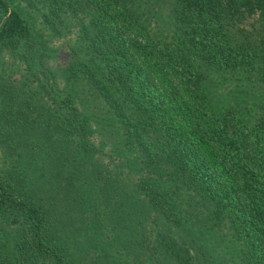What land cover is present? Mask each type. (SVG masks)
Masks as SVG:
<instances>
[{"label":"trees","instance_id":"obj_1","mask_svg":"<svg viewBox=\"0 0 264 264\" xmlns=\"http://www.w3.org/2000/svg\"><path fill=\"white\" fill-rule=\"evenodd\" d=\"M28 5L40 28L0 0V55L22 63L0 64V264H264V112L240 109L264 93L218 106L200 85L238 57L264 83V0ZM50 33L72 37L57 81Z\"/></svg>","mask_w":264,"mask_h":264},{"label":"rangeland","instance_id":"obj_2","mask_svg":"<svg viewBox=\"0 0 264 264\" xmlns=\"http://www.w3.org/2000/svg\"><path fill=\"white\" fill-rule=\"evenodd\" d=\"M13 2L23 7V9L27 11V13H29L31 17H33L29 18V20L35 28H40L41 23L38 21V19H35V16H37V14L33 6H26V0H13ZM147 27L149 29V32L153 36L157 35L158 37H168L172 33L171 24L169 22L164 19L163 22L158 25L157 19L154 16L149 19ZM42 30L43 32L48 31L46 29ZM53 33H50L47 36L48 38L45 39L47 55L44 56V62L52 69L57 81L60 79V69L64 66L67 57V38L68 36L71 37V35L62 36V34ZM0 64L6 66L7 69H5V71L12 73L11 77H18V71L21 69L22 63L18 59L16 54L9 53L0 55ZM200 68L202 71L206 70L202 66ZM245 76H249L250 79H246ZM232 77H234L235 79L233 80ZM259 81L260 79L258 74L251 69L250 65L247 62L243 61L241 57H238V64L235 63L234 66H229L228 69L223 68L220 72L208 70V73L200 82V85L203 86L204 90L208 91L206 96L209 98V102L215 105H217L216 103H218L219 106L223 102L218 98H223V101H225V99L229 97L233 98V100L236 101V93L238 89L241 90L247 87L249 89L252 88L254 90H262L264 93V83ZM230 84H232L233 86L229 87ZM247 101L248 102L246 104L240 106V109L247 108L249 109V111H252L256 114H263V110H259L256 107H251L250 98H247ZM68 211L69 217L76 224H80V222L84 223V221L86 220L82 219L81 221H78L80 216L79 210L76 208V205L73 202ZM14 227L16 226L11 222L10 219L0 218V238L6 240L11 239L13 235H15ZM80 232L81 230L78 229V231L74 232L73 237L78 240L77 244H79L80 242H82V244L86 243L85 235H81ZM90 233L91 229H88L87 234L89 235ZM70 244L71 242L68 241L67 245L69 246Z\"/></svg>","mask_w":264,"mask_h":264}]
</instances>
